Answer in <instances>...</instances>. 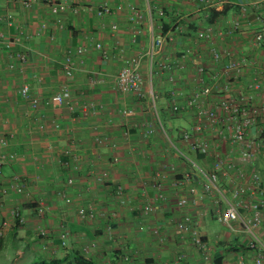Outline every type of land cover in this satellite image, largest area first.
Masks as SVG:
<instances>
[{"label":"crops","instance_id":"crops-1","mask_svg":"<svg viewBox=\"0 0 264 264\" xmlns=\"http://www.w3.org/2000/svg\"><path fill=\"white\" fill-rule=\"evenodd\" d=\"M252 3L37 0L25 7L0 0V149L10 157L0 176V223L9 224L0 238V264H255L259 250L250 247L247 229L264 243V227H252L246 204L264 201V193L232 200L236 187L250 185L248 174L243 182L237 169L219 182L225 200L240 212L233 233L219 221L226 201L205 193L206 180L177 153L213 170L214 157L193 152L181 137L194 130L197 111L188 104L202 88L213 90L201 98L205 109L239 92L252 104L264 101L262 93L247 91L264 82V45L250 41V31L264 22V9ZM58 5L66 9L56 10ZM101 7L112 15L99 16ZM200 30H211V38H198ZM17 53L26 54L25 63ZM66 56L75 61L73 77L62 73ZM241 57L249 60L244 75L227 73L225 67ZM134 62L143 78L142 96L117 88V74ZM25 85L28 99L21 95ZM63 88L72 97L62 106L31 107L34 98L44 102ZM173 105L181 107L179 113ZM124 110L132 113L123 115ZM202 126L195 142L225 158L233 155L229 118L215 125L202 120ZM261 138L255 166L264 169ZM69 177L73 186L67 185ZM119 186L121 197L115 193ZM184 197L190 203L181 208ZM143 203L153 204L155 212L140 213ZM41 204L44 216L35 211ZM14 208L23 224L11 217ZM80 208L93 211L94 219H80ZM187 218L192 231L183 233L178 224ZM40 230L49 237L43 240ZM63 231L70 234L65 240Z\"/></svg>","mask_w":264,"mask_h":264},{"label":"built area","instance_id":"built-area-1","mask_svg":"<svg viewBox=\"0 0 264 264\" xmlns=\"http://www.w3.org/2000/svg\"><path fill=\"white\" fill-rule=\"evenodd\" d=\"M12 2H21V4L25 7H30L37 0H10ZM252 6L256 8L264 9V0H253ZM65 5H58L56 10H65ZM112 10L107 7H101L98 10L99 16L112 15ZM239 22L234 24L233 30L238 32L240 30ZM113 29H117V25L113 26ZM250 41L256 47H261L264 45V22L263 24L252 31H250ZM37 36L40 33L36 34ZM198 38H211V30L203 31L200 30L197 32ZM157 46H161V40L157 41ZM96 47L98 49L101 48V44H97ZM84 51L82 49L78 50V56H83ZM15 58L20 63H25L27 60V56L24 53H17ZM215 58L219 59L220 54L215 53ZM249 64V60L246 57H241L238 62H231L225 67V71L227 73H234L238 77H242L245 73L246 67ZM11 70L16 69L15 65L10 66ZM204 68H201V71L204 72ZM76 71L75 61L72 57L66 56L62 65V73L66 77H73ZM117 88L120 92L133 93L137 96H142V86H143V78L139 71V65L137 62L132 63L131 65H127L117 74ZM97 82V81H96ZM228 87V86H227ZM228 88H226L227 91ZM248 92L253 91L255 97L262 93L264 95V82L256 81L251 84L247 88ZM212 87L206 86L202 88V90L195 94L192 100L189 102V106L193 107L197 111V121L194 126L193 132L182 131L181 137L184 141L190 143L191 150L193 152L199 153L203 156H212L215 159L214 167L212 171H206L202 168V166L196 160H192L188 158L183 152L178 150V155L185 158L192 166V169L200 175L202 178L206 180L204 183V192L208 194H212L213 192L218 193L222 200H225V193L220 188L219 182L222 180H227L231 177L230 172L233 169L238 170V178L245 180V175L248 174V179L250 181V185H239L234 189L232 193V200H238L239 198L251 197L255 194L264 193V169H259L255 166L256 161H258L260 153H258L259 142L262 140L261 137H264V101L253 103L251 100L245 101L244 93L239 92L236 97H229L228 100H223L219 104H217L214 109H205L201 98L208 99L212 95ZM231 92V91H227ZM21 95L23 98H30V87L28 85L23 86L21 90ZM72 97L71 92L67 88H63L61 92L55 94L50 99L41 102L39 99L34 98L31 101V107L33 109H37L41 104L45 106H62L66 101L70 100ZM249 102V103H247ZM172 110L174 113H179L181 107L179 105H173ZM132 112L130 110H124L123 115H130ZM229 118L232 123L233 136L231 138V143L234 147L232 153L233 155H229L225 158V154L213 151L211 152L208 149V146L203 143L195 142L194 135L199 134L203 130L202 120H206L207 123L215 125L221 121H225ZM162 126V125H161ZM43 129V126H40ZM163 129V128H162ZM1 143H3L1 141ZM264 155V154H263ZM10 161V157L4 153L0 149V176L3 174V167ZM17 179V178H16ZM75 183L74 178L69 177L67 179V185L73 186ZM18 193L23 192V186H19L16 188ZM118 197L123 195L122 187H118L115 191ZM197 193L196 188H191L190 194L195 195ZM163 195L160 196L161 200ZM226 201L227 208L219 215V221L221 224L226 227L229 231L233 233L238 232V228L236 227V222L240 219V212L235 202ZM67 203H71V199H66ZM190 200L187 197L182 198L178 201V206L181 208H185L189 205ZM247 208L251 212V220L250 224L255 228H263L264 227V201L255 202L250 200L247 204ZM162 209V207H161ZM36 214L38 216H44L46 213L45 206L43 204L39 205L36 208ZM155 212V207L153 204L143 203L140 207V213L143 215H151ZM164 212V211H162ZM11 217L13 219L18 220L21 224H23V219L20 217L19 210L14 208L11 212ZM78 217L82 220H93L95 214L93 211L80 208L78 211ZM191 219H186V221L180 222L178 225L180 227L181 232L187 233L191 232ZM8 222L3 221L0 223V238L4 237L8 231ZM251 227V228H252ZM145 228L143 226L140 227V230L143 231ZM248 233L251 234V242L249 243L252 249H258V258L255 264H264V243L260 237H258L255 231H251L250 228L247 229ZM193 239L202 249L206 246L203 243L201 237L198 235L197 231H193ZM69 232L63 231L61 234V239L65 240L69 237ZM39 236L44 240L48 238V233L46 230H40ZM84 252L87 254L88 250L84 249Z\"/></svg>","mask_w":264,"mask_h":264},{"label":"rangeland","instance_id":"rangeland-1","mask_svg":"<svg viewBox=\"0 0 264 264\" xmlns=\"http://www.w3.org/2000/svg\"><path fill=\"white\" fill-rule=\"evenodd\" d=\"M173 120H174V119H173ZM180 124H181V125H183L184 123H183V122H181Z\"/></svg>","mask_w":264,"mask_h":264},{"label":"trees","instance_id":"trees-1","mask_svg":"<svg viewBox=\"0 0 264 264\" xmlns=\"http://www.w3.org/2000/svg\"><path fill=\"white\" fill-rule=\"evenodd\" d=\"M47 264V263H46ZM48 264H51V262H49Z\"/></svg>","mask_w":264,"mask_h":264}]
</instances>
